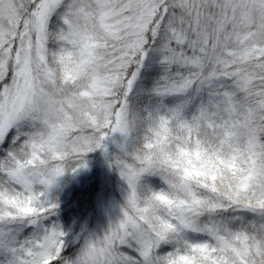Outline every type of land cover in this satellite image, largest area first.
I'll return each mask as SVG.
<instances>
[{
  "label": "snow or ice",
  "instance_id": "obj_1",
  "mask_svg": "<svg viewBox=\"0 0 264 264\" xmlns=\"http://www.w3.org/2000/svg\"><path fill=\"white\" fill-rule=\"evenodd\" d=\"M97 150L118 215L68 235ZM0 264H264V0H0Z\"/></svg>",
  "mask_w": 264,
  "mask_h": 264
},
{
  "label": "rangeland",
  "instance_id": "obj_2",
  "mask_svg": "<svg viewBox=\"0 0 264 264\" xmlns=\"http://www.w3.org/2000/svg\"><path fill=\"white\" fill-rule=\"evenodd\" d=\"M124 185L102 151L86 156V167L60 178L52 192L58 204V219L70 217V225L62 228L68 235L101 231L109 219L118 215Z\"/></svg>",
  "mask_w": 264,
  "mask_h": 264
},
{
  "label": "trees",
  "instance_id": "obj_3",
  "mask_svg": "<svg viewBox=\"0 0 264 264\" xmlns=\"http://www.w3.org/2000/svg\"><path fill=\"white\" fill-rule=\"evenodd\" d=\"M58 222L61 225V228H65L70 225V217H61L58 219Z\"/></svg>",
  "mask_w": 264,
  "mask_h": 264
}]
</instances>
